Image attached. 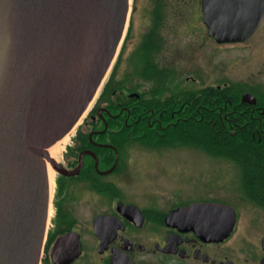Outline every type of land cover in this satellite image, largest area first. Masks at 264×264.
<instances>
[{
	"label": "flooded vegetation",
	"instance_id": "flooded-vegetation-1",
	"mask_svg": "<svg viewBox=\"0 0 264 264\" xmlns=\"http://www.w3.org/2000/svg\"><path fill=\"white\" fill-rule=\"evenodd\" d=\"M254 4L263 9L264 0ZM133 7L125 38L128 58L145 56L158 72L153 77L138 74L142 85L125 81L112 102L103 98L99 106L97 101L65 151L52 157L58 170L49 164L56 181L41 264H264V231L240 228L239 216L228 235L197 233L181 215L170 219L193 204L222 202L174 195L164 199L159 189L146 185L137 163L139 153L131 151L141 145L131 134L139 132V139H145L148 129L156 131L159 142L173 143L174 128L205 119L202 108L197 109L201 118L195 117V94L214 88L221 96L228 85L221 73L218 81L205 86L199 71L193 77H180L163 65L166 47L199 44L203 49L210 44L220 50L255 42L264 48V21L251 39L220 44L204 22L203 0H134ZM192 8L203 25L171 24ZM257 92L252 87L242 96L251 93L258 98ZM220 101L225 100L220 97ZM243 104L252 112L263 111L259 103ZM187 183L181 177L177 188Z\"/></svg>",
	"mask_w": 264,
	"mask_h": 264
},
{
	"label": "water",
	"instance_id": "water-1",
	"mask_svg": "<svg viewBox=\"0 0 264 264\" xmlns=\"http://www.w3.org/2000/svg\"><path fill=\"white\" fill-rule=\"evenodd\" d=\"M258 0H203L218 43L251 39ZM252 3V5H248ZM130 0H0V264H40L50 211V150L78 125L118 55ZM243 102L257 105L251 94ZM201 234H230L236 210L182 208Z\"/></svg>",
	"mask_w": 264,
	"mask_h": 264
},
{
	"label": "rangeland",
	"instance_id": "rangeland-1",
	"mask_svg": "<svg viewBox=\"0 0 264 264\" xmlns=\"http://www.w3.org/2000/svg\"><path fill=\"white\" fill-rule=\"evenodd\" d=\"M131 3L132 13L134 0H131ZM194 9L192 8L191 13L189 11L183 16L180 15L181 12L176 19L171 20V24L179 27L190 25L193 26L192 28L203 25L202 20L198 21L194 15ZM200 48L199 44L183 48L166 47L161 60L164 67L178 71L182 78L193 77L196 71H199L201 85L204 86L218 81L219 73H221L224 76L222 81L228 84L246 85L264 92V48H258L255 42L247 47L227 45L220 50L210 44L203 49ZM129 51L124 39L118 57L100 91L80 123L70 133L72 135L70 138L77 133L93 110L118 62L121 63L117 70L116 80L121 81L120 87L125 81L129 85L139 83L142 85L141 76L138 75L141 69L135 66V59L128 58ZM144 86L151 87L149 83ZM198 87L200 84L194 86L195 89ZM151 138L153 139L151 146L145 143L148 139H141L144 144L141 143L131 150L139 153L137 163H140L141 174L145 175L146 185L159 189L164 199L174 195L178 199L186 197L194 201L209 199L226 203L237 210L241 223L240 228L244 226V229H248L249 232H257L259 228L264 231V206L252 201L248 194L243 192L240 187L239 171L235 165L225 158L207 154L199 148L180 146L178 139H174L173 146L168 147L169 142H159L156 136ZM156 144L158 146H155ZM181 177L187 178L188 183L180 190L177 185ZM176 189H178L177 192Z\"/></svg>",
	"mask_w": 264,
	"mask_h": 264
},
{
	"label": "trees",
	"instance_id": "trees-1",
	"mask_svg": "<svg viewBox=\"0 0 264 264\" xmlns=\"http://www.w3.org/2000/svg\"><path fill=\"white\" fill-rule=\"evenodd\" d=\"M120 63L116 65L111 82L106 85L101 95L99 106L103 103V98L112 102L111 97L120 89L122 83L116 80ZM135 66L141 69L138 73L142 76L153 77L158 72L156 65L145 56L144 59L139 56ZM214 91V88H210L208 92H201L200 95L196 93L194 97L195 117L201 118L197 109L202 108L205 119L201 122L179 125L170 135L175 140L178 139L180 146L199 148L207 154L225 158L235 165L239 171L240 187L243 192L247 193L252 201L264 206V93L261 91L256 93L263 111L255 113L251 109H246L242 102V94L250 91L248 86L228 84L221 96ZM220 97L225 101L221 102ZM220 107L224 108L223 112L220 111ZM148 131L144 138L148 139L145 143L151 146L153 144L151 137H157V134L155 130ZM139 135V132H136L132 133L131 137L144 144ZM167 145L173 146V143L169 142Z\"/></svg>",
	"mask_w": 264,
	"mask_h": 264
},
{
	"label": "bare ground",
	"instance_id": "bare-ground-1",
	"mask_svg": "<svg viewBox=\"0 0 264 264\" xmlns=\"http://www.w3.org/2000/svg\"><path fill=\"white\" fill-rule=\"evenodd\" d=\"M70 136L72 135H69L68 137H66L65 139H63L62 141H60L54 147L51 148L50 150L51 157L57 158L59 154L65 151V148L66 146H68V143L70 141ZM49 178H50V188L52 192V189L54 188V181H56V179L54 180L55 174L51 168H49ZM50 215H51V211H50Z\"/></svg>",
	"mask_w": 264,
	"mask_h": 264
}]
</instances>
